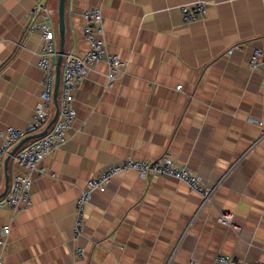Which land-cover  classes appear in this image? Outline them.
I'll use <instances>...</instances> for the list:
<instances>
[{
    "label": "crops",
    "instance_id": "obj_1",
    "mask_svg": "<svg viewBox=\"0 0 264 264\" xmlns=\"http://www.w3.org/2000/svg\"><path fill=\"white\" fill-rule=\"evenodd\" d=\"M59 1L0 0V144L2 131L28 125L39 102L44 40L36 26L45 9L59 55ZM199 1L205 13L184 21L180 8ZM90 7L101 9L107 49L126 66L113 87L105 62L79 85L73 127L44 159V174L18 166L11 152L20 141L8 148L0 196L15 173H29L32 203L0 213L11 227L5 264L264 261V60L249 65L255 48L264 52V0H66L64 54L89 48L82 13ZM55 114L53 99L47 122L26 137ZM164 155L213 188L210 202L202 206L175 178L123 172L93 193L74 237L76 200L90 178L127 157ZM225 211L239 230L221 223Z\"/></svg>",
    "mask_w": 264,
    "mask_h": 264
},
{
    "label": "built area",
    "instance_id": "obj_2",
    "mask_svg": "<svg viewBox=\"0 0 264 264\" xmlns=\"http://www.w3.org/2000/svg\"><path fill=\"white\" fill-rule=\"evenodd\" d=\"M206 8V3L199 1L184 5L180 9L184 21L192 22L198 20L205 13ZM45 11L46 21L36 26L42 32L44 40L39 63L40 68L44 72L43 89L28 125L25 128L10 126L2 131L0 172L3 167L2 159L8 148L24 139L29 133L39 130L49 118V109L53 102V91L56 82V57L58 56V50L55 44L56 32L50 13L47 9ZM82 16L84 20L82 30L84 37L89 43V48L81 54H64L61 65L62 101L58 118L46 134L23 145L14 155L18 166L25 168L29 173L44 174L46 172L43 166L44 159L55 149L66 143L67 134L72 129L76 118L75 93L79 85L95 66L100 62L107 64V87L114 86L116 79L126 66L124 60L107 49L101 9L99 7L87 8L83 11ZM263 60V50L255 48L250 57L249 65L252 69H257ZM128 171H137L145 178L172 177L184 182L191 190L201 196L202 206L210 202L214 192L213 188L208 187L200 175L170 155H164L154 160L127 157L118 163L107 166L96 176L90 178L81 190L75 207L73 227L75 238H78L83 233L86 207L93 193L96 191L105 192L114 176ZM29 173L14 174L9 192L0 199V213L4 208H9L16 213L31 205L32 177ZM220 221L222 224L230 225L234 229L239 230V226L233 223V216L229 212H223ZM10 232L11 227L9 224L0 223V264H5L4 252ZM76 254L79 258H83L84 250L78 247ZM218 260L225 264H264V261H240L225 255H221Z\"/></svg>",
    "mask_w": 264,
    "mask_h": 264
},
{
    "label": "water",
    "instance_id": "obj_3",
    "mask_svg": "<svg viewBox=\"0 0 264 264\" xmlns=\"http://www.w3.org/2000/svg\"><path fill=\"white\" fill-rule=\"evenodd\" d=\"M65 3H66V0H60L59 1V26H58V29H59L61 46H60L59 55H58V58H57V61H56V82H55V88H54V93H53V99H54V102H55V105H56V114H55L54 118L51 120V122L48 124V126L42 132L22 139L15 146V148L12 150L11 155H14L18 151V149L24 143H26V141H28L29 139L38 138V137H41L44 134H46L47 131L49 130L50 126L58 118L59 110H60V105H59V102H58V90H59L60 81H61V64H62V61H63L64 52H65V32H66ZM6 193H7V191H5V193H3V195H1L0 198L3 197Z\"/></svg>",
    "mask_w": 264,
    "mask_h": 264
}]
</instances>
